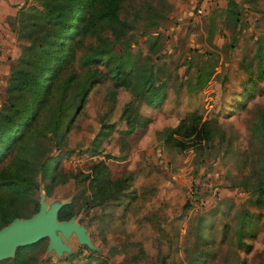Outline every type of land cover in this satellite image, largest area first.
Segmentation results:
<instances>
[{"label": "rangeland", "instance_id": "374dc122", "mask_svg": "<svg viewBox=\"0 0 264 264\" xmlns=\"http://www.w3.org/2000/svg\"><path fill=\"white\" fill-rule=\"evenodd\" d=\"M36 1L0 0V104L7 73L28 42L16 32L18 7ZM235 2L236 18L226 11V0H121L118 16L125 28L118 36L104 29L98 38H81L75 71L85 72L77 57L92 45L105 43L108 58L97 65L104 75L90 87L64 134L71 149L58 162L64 180L54 183L44 200L72 195L70 173L106 151L124 155L122 172L131 179L118 198L103 201L111 207H86L76 200L75 220L86 226L94 248L72 233L63 238L70 251L57 255L46 250L42 237L21 251V264H246L254 251L259 256L253 264H264V195L253 188L264 180V146L254 130L264 117V0ZM118 51L136 70H151L165 94L158 105L146 104L137 74L113 86L108 71ZM125 102L147 120L139 137L122 132ZM53 103L54 98L42 116L51 113ZM181 120L205 121L210 138L173 134L189 141L184 148L164 141ZM104 121L114 128L99 138L102 150L93 155L88 146ZM35 126L32 164L51 146L43 123ZM51 153L57 150L51 147ZM42 184L39 179L17 203L24 212L38 201ZM12 256L0 264H12Z\"/></svg>", "mask_w": 264, "mask_h": 264}, {"label": "trees", "instance_id": "16d2710c", "mask_svg": "<svg viewBox=\"0 0 264 264\" xmlns=\"http://www.w3.org/2000/svg\"><path fill=\"white\" fill-rule=\"evenodd\" d=\"M120 2L121 0H39L18 7L16 32L28 42L22 46L17 62L7 73L6 98L0 104V163L13 152L12 160L6 166H0V226L15 216H28L37 210L38 201L35 199L27 213L17 203L32 192L39 179L43 183L45 194L51 191L58 180H64L63 175L57 172L60 154L71 150L63 140L64 134L69 130L90 87L104 75L97 65L108 58L105 43L90 46L77 57L78 67L86 68L80 74L72 66L77 44L85 35L98 38L104 29L118 36L125 28L118 16ZM225 9L234 18L237 17L235 0H226ZM151 38L155 42V36ZM119 53L118 59L111 61L108 71L113 86L121 85L131 74H137V82L146 92V104L158 105L165 94L162 86L152 81L151 70H136V66L130 65L126 55ZM104 56L106 57L103 58ZM71 84L73 91H69ZM52 98L54 103L51 113L42 116ZM69 108L71 113L67 111ZM119 118L125 122L122 132L126 136L137 132L136 137H139L147 123L142 115H137L135 108H129V102L123 104ZM37 122L43 123L42 134L51 141V146L41 154L39 161L32 164V135ZM113 128L112 122L100 123L88 146L91 154L101 152L99 138ZM254 130L264 146V117L255 124ZM173 134L197 140L210 138L207 123L201 121L197 125V120L189 123L179 121L164 137V141L167 142L168 139L171 144L184 148L189 141L173 137ZM51 147L57 153H51ZM107 158L110 161H106ZM123 159V154L106 151L103 157H94L71 172L73 194L68 203L58 209L57 218L67 219L75 214V202L78 198H81V205L86 207L100 204L109 198H118L131 179L129 174L122 172ZM118 164L121 167H117ZM262 169L264 170V165ZM263 181L253 186L260 195H264ZM244 244L249 250L250 244ZM34 245L35 243L17 246L11 257L12 264H21V251ZM258 256L259 253L254 251L246 264L257 262Z\"/></svg>", "mask_w": 264, "mask_h": 264}, {"label": "water", "instance_id": "95a60500", "mask_svg": "<svg viewBox=\"0 0 264 264\" xmlns=\"http://www.w3.org/2000/svg\"><path fill=\"white\" fill-rule=\"evenodd\" d=\"M44 197L45 193L40 188L36 211L28 216H15L0 226V259L12 256L17 246L34 243L42 237H47L46 250H53L57 255L62 251L69 252L70 246L63 238L72 233L79 243L95 247L86 232V226L75 220V214L67 219L57 218L58 209L68 203L71 195L49 203L45 202Z\"/></svg>", "mask_w": 264, "mask_h": 264}, {"label": "crops", "instance_id": "0c3cea01", "mask_svg": "<svg viewBox=\"0 0 264 264\" xmlns=\"http://www.w3.org/2000/svg\"><path fill=\"white\" fill-rule=\"evenodd\" d=\"M143 174H144V173H143ZM141 176H142V175H141ZM141 176H139V177H140V180H141ZM139 177H138V178H139ZM135 186H138L137 183H135ZM109 202H110V201H108V202H102V203H103L105 206L111 207L112 203H109ZM134 204H137V203L134 202Z\"/></svg>", "mask_w": 264, "mask_h": 264}]
</instances>
